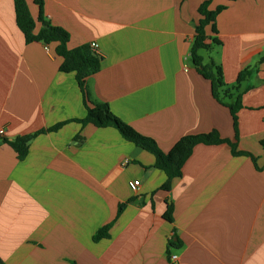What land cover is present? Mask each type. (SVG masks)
Masks as SVG:
<instances>
[{"label": "crops", "instance_id": "1", "mask_svg": "<svg viewBox=\"0 0 264 264\" xmlns=\"http://www.w3.org/2000/svg\"><path fill=\"white\" fill-rule=\"evenodd\" d=\"M42 1L50 24L68 32L69 49L98 45L101 67L86 81L91 100L107 103L162 152L189 134L216 131L234 141L230 111L189 60L205 0ZM27 4L36 20L39 8ZM221 6V46L210 55L226 85L250 71L237 150L256 161L234 157L227 144L197 145L165 190L152 154L114 128L74 122L86 114L75 74L59 71L52 46L26 44L13 0H0V139L67 122L34 137L22 160L0 142L5 264H264V0H211L209 8ZM133 181L136 191L128 187ZM112 222L109 238L93 241Z\"/></svg>", "mask_w": 264, "mask_h": 264}, {"label": "trees", "instance_id": "2", "mask_svg": "<svg viewBox=\"0 0 264 264\" xmlns=\"http://www.w3.org/2000/svg\"><path fill=\"white\" fill-rule=\"evenodd\" d=\"M39 8L37 19L34 20L29 12L27 0H13L15 11V22L17 28L21 31L26 44L41 42L45 46H52L54 54L61 59L59 71L62 73H73L81 90L86 110L85 117L82 120H74L81 125H91L96 128L111 127L126 141L134 144L142 150L152 154L155 158L154 168L162 171L166 176L165 185L162 189L168 190L172 180L181 177V169L186 160L191 156L192 151L197 145L217 146L227 144L230 147L231 154L234 157H249L255 163V157L243 151L237 150L238 144V112L242 109V97L244 91H241L242 84L250 75V71L244 69L240 72L232 85H226L223 81V73L220 65L216 64L211 57V52L220 48L221 42L217 38L216 17L225 9L221 6L211 10V0H205L197 9L199 20L194 28L193 38L189 48V60L193 69L211 85V93L214 100L220 105L225 106L230 111L232 117V126L234 131V141L223 139L216 131L208 133L182 136L168 152H162L152 138L145 137L136 132L130 125L120 120L113 114L107 103H100L91 100L87 90L86 81L95 75L100 67L102 57L90 49L89 44H84L76 48L69 49V34L61 27L53 26L45 18L42 0H31ZM36 24H39V30L35 33ZM209 31L210 35H207ZM208 57L205 60L204 55ZM67 122L56 123L54 126L40 130L31 135L18 137L8 141L0 139V142L8 144L17 155V159L25 158L30 141L44 133L56 132ZM128 202L119 204L115 220L127 207ZM171 204H167L164 219L171 222L173 212ZM113 222L97 230L93 236V241H100L109 238V231ZM168 246L173 248L175 244L171 241ZM170 257V256H169ZM0 264H5L0 258Z\"/></svg>", "mask_w": 264, "mask_h": 264}, {"label": "built area", "instance_id": "3", "mask_svg": "<svg viewBox=\"0 0 264 264\" xmlns=\"http://www.w3.org/2000/svg\"><path fill=\"white\" fill-rule=\"evenodd\" d=\"M89 46H90V49L93 50V52H95L96 54L99 55L98 45L95 42L90 43ZM45 49L48 50V47L46 46ZM4 133H5L4 130L3 129H0V138H2L4 136ZM125 164H126V161H125ZM138 186H139V182L138 181H133V182H130L129 183V186L128 187L132 191H136ZM175 260H176V257L175 256L170 257V261L171 262H174Z\"/></svg>", "mask_w": 264, "mask_h": 264}, {"label": "rangeland", "instance_id": "4", "mask_svg": "<svg viewBox=\"0 0 264 264\" xmlns=\"http://www.w3.org/2000/svg\"><path fill=\"white\" fill-rule=\"evenodd\" d=\"M206 56V55H205Z\"/></svg>", "mask_w": 264, "mask_h": 264}]
</instances>
